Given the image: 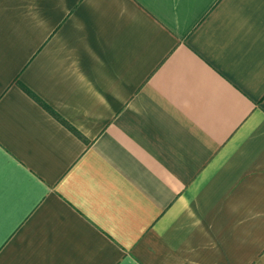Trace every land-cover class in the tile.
I'll use <instances>...</instances> for the list:
<instances>
[{
  "label": "crops",
  "instance_id": "0c3cea01",
  "mask_svg": "<svg viewBox=\"0 0 264 264\" xmlns=\"http://www.w3.org/2000/svg\"><path fill=\"white\" fill-rule=\"evenodd\" d=\"M0 264H264V0H0Z\"/></svg>",
  "mask_w": 264,
  "mask_h": 264
}]
</instances>
